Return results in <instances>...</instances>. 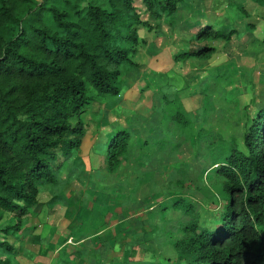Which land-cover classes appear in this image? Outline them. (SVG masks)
<instances>
[{"label":"rangeland","instance_id":"1","mask_svg":"<svg viewBox=\"0 0 264 264\" xmlns=\"http://www.w3.org/2000/svg\"><path fill=\"white\" fill-rule=\"evenodd\" d=\"M135 4L154 25L142 1ZM206 20L235 34L207 40L215 47L208 57L178 58ZM137 31L138 65L122 66L117 95L91 90L79 147L53 182L38 185L39 203L21 215L18 236L7 235L13 264H185L174 243L193 215L163 205L186 197L202 220L221 208L211 163L232 139L241 146L246 112L264 101V0H184L159 27ZM118 129L130 134L129 149L109 169L105 143Z\"/></svg>","mask_w":264,"mask_h":264},{"label":"trees","instance_id":"2","mask_svg":"<svg viewBox=\"0 0 264 264\" xmlns=\"http://www.w3.org/2000/svg\"><path fill=\"white\" fill-rule=\"evenodd\" d=\"M141 1L154 25L135 0H88L84 6L81 0H61L62 6L55 0H0V249L6 251H0V264H13L7 235L17 237L21 215L39 203L38 185L53 182L61 162L79 147L91 90L117 95L122 66L138 65L131 58L140 41L138 25L159 27L164 14L176 13L184 0ZM195 26L188 40L195 44L178 58L208 57L215 47L207 40L229 42L236 31L210 20ZM240 138L241 146L232 139L220 161L212 158L223 203L211 219L199 218L186 197L163 205L193 215L174 243L185 264L264 261V101L246 112ZM129 142L125 129L106 140L109 169ZM11 218L16 221L2 224Z\"/></svg>","mask_w":264,"mask_h":264}]
</instances>
